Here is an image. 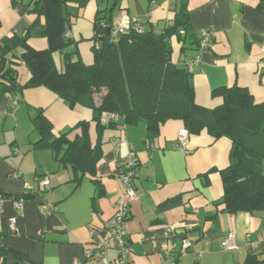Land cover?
I'll use <instances>...</instances> for the list:
<instances>
[{"label": "crops", "instance_id": "0c3cea01", "mask_svg": "<svg viewBox=\"0 0 264 264\" xmlns=\"http://www.w3.org/2000/svg\"><path fill=\"white\" fill-rule=\"evenodd\" d=\"M184 2L193 31L214 34L210 48L193 49L186 55L177 37L171 40L175 64L199 60L191 70L197 104L214 109L222 99L214 98L213 91L234 86L247 89L256 103H263L264 13L260 0H156L154 5L150 0H89L83 8L70 3L69 38L84 63L92 65L97 18L113 24L127 14L147 30L162 34ZM30 3L0 0V42L14 35L24 37L30 29V45L43 51L50 47L48 39L40 36L46 20L30 12ZM54 61L63 71L62 52H54ZM30 79L23 67L19 82L25 85ZM35 109L43 110L56 137L86 121L92 146L98 141L89 108L70 109L45 87L4 96L0 102V264H18L4 258V251L22 254L31 264H104L99 258L85 260L84 255L92 249L94 232L113 217L123 194L120 175L129 153L126 142L133 144L140 165V178L135 182L138 198L130 207L127 225L131 264H245L252 254L264 260V210L230 215L218 205L224 194L220 172L230 165L232 142L228 138L216 140L203 131L190 136L184 153L178 148L182 122H168L160 136L150 141L146 123L130 126L118 117L117 126L103 133L95 176L77 180L73 169L59 162L51 150L34 148L38 138L32 123ZM79 134L72 132L70 140ZM45 176L50 178V188L41 192L39 180ZM16 199L23 200L22 215L14 207ZM11 219H16L13 229ZM230 233L235 235L237 249L226 251L222 243ZM185 239L193 245L183 253ZM112 247L108 258L114 264L113 241Z\"/></svg>", "mask_w": 264, "mask_h": 264}, {"label": "trees", "instance_id": "16d2710c", "mask_svg": "<svg viewBox=\"0 0 264 264\" xmlns=\"http://www.w3.org/2000/svg\"><path fill=\"white\" fill-rule=\"evenodd\" d=\"M88 2L31 0L30 12L46 20V30L40 35L49 41L46 50L30 45V29L24 37L14 35L0 42V102L7 94L45 87L70 109L82 106L93 111L98 134L94 147L89 122H80L56 137L43 110L35 109L32 123L38 138L34 148L51 150L81 180L86 175L95 176L102 158L103 133L117 126L116 118L103 123L104 114L122 117L130 126L146 123L150 141L160 136L165 124L180 121L190 136L207 131L216 140L228 138L232 142L230 165L220 172L224 194L218 205L230 215L264 210V102L256 103L247 89L234 86L213 91L214 98L222 99L214 109L197 104L192 72L172 59L174 37L184 55L200 49L201 36L193 31L187 2L175 11L172 24L162 34L145 27L142 34L131 29L115 40L109 28L101 25L103 20L97 18L94 62L86 65L76 43L64 34L72 27L67 5L76 3L83 8ZM260 10L264 13V0H260ZM58 51L63 53V71L54 61V52ZM23 67L31 74L25 85L19 82ZM74 131L80 134L70 140ZM3 256L18 264H31L19 253L4 251ZM245 264H264V260L252 254Z\"/></svg>", "mask_w": 264, "mask_h": 264}, {"label": "built area", "instance_id": "2783aa9c", "mask_svg": "<svg viewBox=\"0 0 264 264\" xmlns=\"http://www.w3.org/2000/svg\"><path fill=\"white\" fill-rule=\"evenodd\" d=\"M18 2L19 0H14ZM37 1V0H36ZM151 5L155 4V0H150ZM101 25L103 27H108L110 33L117 40L120 35L127 33L131 29L137 33L145 32V25L136 18H131L127 14H124L117 23L108 24L107 22L102 21ZM214 34L210 31H203L201 33V42L200 50H205L211 47V42L209 41L210 37ZM67 37H70L69 32ZM198 58L195 60L186 59L184 65L192 70L194 63L198 62ZM118 118L114 115L104 114L102 118L103 123H108L110 119ZM189 138L190 135L187 130L183 129L178 133V142L179 150L187 153L189 149ZM129 148L128 156L126 157L124 163L123 173L120 175L121 182L124 186V191L121 198L116 204V209L113 217L108 220L102 226L101 230L94 232L92 236V249H89L85 252L84 259L89 260L93 258H99L104 264H112L108 258V251L113 249L112 241L115 243V253L116 259L114 264H131L130 256L132 254V247L129 242L128 236V221L130 220V207L134 201L138 198V193L135 187V182L140 178V165L137 156V152L134 149V146L130 142H126ZM119 146V144H116ZM18 153V151H17ZM50 188V178L45 176L39 180V191L45 192ZM14 207L19 213L23 214V200L16 199L14 201ZM3 212V205L0 202V213ZM16 219L10 220L11 229L14 228ZM235 235L230 233L228 238L222 243V247L226 251H233L237 249V246L234 243ZM192 242L188 239H185L182 244L183 253H186L191 247ZM75 264H81L79 261H75ZM166 264H176V263H166Z\"/></svg>", "mask_w": 264, "mask_h": 264}]
</instances>
